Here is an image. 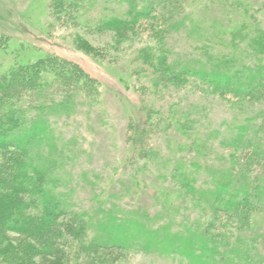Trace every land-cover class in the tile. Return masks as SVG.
I'll return each mask as SVG.
<instances>
[{
  "label": "trees",
  "instance_id": "1",
  "mask_svg": "<svg viewBox=\"0 0 264 264\" xmlns=\"http://www.w3.org/2000/svg\"><path fill=\"white\" fill-rule=\"evenodd\" d=\"M80 1L53 0L52 13L61 16L64 6L77 20L87 11ZM115 1L120 9L98 19L97 30L114 29L121 36L148 19L157 25L151 32L157 48L146 45L134 56L141 74L146 63L155 65L153 78H143L157 88L136 84L140 103L125 128L129 151L146 160L140 167L122 165L128 183L123 194H135L134 206H105L97 198L91 212L73 210L72 189L54 186L63 148L54 156L49 118L68 115L81 102L96 105L99 87L77 64L52 53L15 62L0 74V264H117L112 249L170 257L177 264H264V135L257 134L264 107L246 113L243 121L239 109L215 125L194 105L164 102L158 89L192 75L220 96L226 90L238 95L236 102L228 99L230 106L242 99L263 104L264 25L241 1L233 4L239 17L232 15L228 27L215 20L201 23L186 11L190 0ZM181 30L201 42L194 48L203 61L184 57L199 68L170 60L168 37ZM220 43L228 51L216 55ZM75 44L93 49L80 36ZM148 91L160 105L153 106L152 96L142 105ZM156 136L161 143L154 144Z\"/></svg>",
  "mask_w": 264,
  "mask_h": 264
},
{
  "label": "rangeland",
  "instance_id": "2",
  "mask_svg": "<svg viewBox=\"0 0 264 264\" xmlns=\"http://www.w3.org/2000/svg\"><path fill=\"white\" fill-rule=\"evenodd\" d=\"M196 1L190 0L189 4L185 5L186 11H191L204 25H209L215 20L218 21V25L221 23L220 25L228 27L227 24L232 23L230 20L232 15L239 17L236 14L239 11L238 5H233L238 4L236 1L243 2L251 11L249 13H253V16L264 25V0ZM52 2L53 0H0V74L5 73L15 62H33L51 53L81 67L98 85L100 100L92 107L81 102L75 105L68 115L58 114L49 118L53 129L52 137L58 150L57 153L54 152V156L57 157L60 147L63 148V166L57 170L59 178L54 182V186L56 189L61 187L72 189L71 197L74 203H77L73 205V210L84 209L91 212L97 205V198L105 199V206L115 202L121 204L122 208L123 205L133 207L135 194L134 196L123 194L124 185L128 183L122 165L140 167L146 160L139 161L132 155L131 150L129 151L125 128L139 107L141 90L136 89V84L148 86L152 92L157 89L148 79L143 78L144 75L153 78L155 65L146 63L141 74L140 70H137L140 62L134 59L136 50L146 45L153 49L157 48V39L151 34L153 28L157 26L156 21L154 23V20L148 19L132 30H122L124 33L120 36L114 29L95 28L96 24L100 23L98 19L108 17L120 9L115 0L82 1L87 11L77 16L78 21L69 18L68 10L64 6L61 16L53 14ZM76 36L88 41L93 49L88 50L82 45H76ZM224 38H226L224 44H228L229 47V36ZM215 40L218 43L220 41L216 36ZM200 43L196 35L187 34L185 30L169 35L167 45L173 51L170 60L177 66L190 64L191 68H199V62L184 63V57L195 56L196 59L198 56L203 61V56L194 48ZM215 49L216 55L228 51L221 43L215 44ZM238 54L242 55L241 52ZM178 81L175 86L169 85L170 88H163V85L158 87L162 92L161 98L165 99L164 102L178 100L182 106L194 105L192 108L205 111L215 125L223 118H231L239 109L241 111L237 117L243 121L246 113L259 111L264 107V103H260L259 100L246 99H242L240 105L230 106L228 99L236 102L238 95L226 90V95L220 96L213 92L216 90L210 84L202 82L196 76L185 75L179 77ZM152 92L143 94L144 97L141 99L143 106L146 105L144 103L146 100L149 104V97L154 95ZM152 99L153 106H156V103L158 106L159 101L153 96ZM163 115L165 116L166 112H163ZM257 125L260 129L257 134L264 135L262 120L257 122ZM218 127L220 130L224 129L222 125ZM168 134L174 135L171 130H168ZM157 136L153 137L154 144L161 143V138ZM165 151L163 149V152ZM127 171H130V167ZM151 178L148 176L145 180L146 188H149L147 180L152 182ZM261 225V231L264 232V217ZM246 233L251 234L248 230ZM258 246L262 252L260 244ZM112 250L118 255V259H115L117 264H177L178 261L133 249Z\"/></svg>",
  "mask_w": 264,
  "mask_h": 264
}]
</instances>
